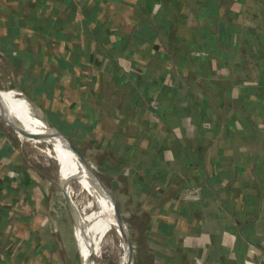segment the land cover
<instances>
[{
	"label": "crops",
	"instance_id": "obj_1",
	"mask_svg": "<svg viewBox=\"0 0 264 264\" xmlns=\"http://www.w3.org/2000/svg\"><path fill=\"white\" fill-rule=\"evenodd\" d=\"M263 36L264 0H0L15 87L83 156L114 150L107 184L137 252L105 196L124 264H264ZM4 146L0 250L13 237L18 257L37 224L21 206L45 202Z\"/></svg>",
	"mask_w": 264,
	"mask_h": 264
},
{
	"label": "rangeland",
	"instance_id": "obj_2",
	"mask_svg": "<svg viewBox=\"0 0 264 264\" xmlns=\"http://www.w3.org/2000/svg\"><path fill=\"white\" fill-rule=\"evenodd\" d=\"M0 89L6 90V89H16L18 90L14 85V76L9 70V68L6 66V62L1 59L0 57ZM4 62V64L2 63ZM7 86V87H6ZM0 104L4 105L10 110H16L18 111L23 117L24 121L28 122L32 125H37L36 120L31 116V114H28L26 112L22 113V111L19 108V104L16 103L15 100H13V97L5 92V94H2L0 97ZM24 105V104H22ZM25 106V105H24ZM43 112V111H42ZM44 114V113H43ZM44 120H47L44 114ZM48 121V120H47ZM58 131H61V127L56 126L55 127ZM0 134L3 135L5 138V148L9 147L12 150L16 151L18 153V156L16 158V162L18 163V168L23 169V174H28L29 172H32L34 174V179L40 182L39 190L37 188V191L44 196V204L38 208V210L31 209V212L26 211L25 207L21 206V212L25 215L30 216V220L33 217H36L37 224L34 226V232H30V238H21L19 240L20 245L23 247V252L20 256H15V251L10 250L13 247V241L14 238L10 236L5 237L4 239V248L9 250L10 253L8 256L11 259V263L13 264H81L80 261V253L77 249V246L75 244L74 238H73V229L75 226V218L76 215L78 216L79 209V197H76L73 200V203H68L66 200V196L62 190L58 188V186L53 181V175H55V170L53 168V161L43 153L44 146L43 145H37L33 146L29 143H26L22 140H17L16 136L11 132L8 128H4L3 125L0 122ZM68 140L77 147L81 148V140H76L74 138H68ZM88 166L94 171V174L98 179H100L105 186H107L110 189V186L107 184V175H103L102 172L98 171V166L96 165V156H93L91 154H85L83 156ZM18 174V173H16ZM20 175V174H19ZM23 175H21L22 177ZM103 179V180H102ZM23 182H30L29 177L25 176V180L23 179ZM31 182L32 181L31 179ZM30 184V183H29ZM29 184H26L28 186ZM44 187V188H43ZM111 190V189H110ZM27 194V192L25 193ZM112 194V193H111ZM113 198V195H112ZM114 199V198H113ZM116 202V201H115ZM138 203L140 201H137L133 199L130 201L131 206H138ZM118 207V210L121 213V208L118 206V203H115ZM124 204V203H123ZM77 205V206H76ZM129 205V206H130ZM125 211V210H124ZM93 213L97 216L94 224H96L97 228L100 227L99 219V212H96L93 210ZM35 215V216H34ZM92 218V216H91ZM122 218L124 223L126 224L127 228V240L129 242V245L131 249L133 250V258L135 260L136 257V249L134 248L133 241L130 237L129 228L127 227V223L125 221V218ZM28 222H25L27 224ZM77 223V222H76ZM98 225V226H97ZM97 228L90 227L91 230L94 232L95 241L100 247V235L99 230ZM29 229V226H26V230ZM75 230V229H74ZM96 234V235H95ZM144 241L146 240V235L140 234ZM13 242V243H12ZM2 246V245H0ZM111 246V249H110ZM145 247H157L158 243H154L153 241L150 243V241L146 242L144 244ZM108 251L105 249L103 252L106 255V262L105 264H118V258L116 256L117 248L113 246L111 243L109 246H106ZM148 249V248H147ZM3 250L1 251V254L3 253ZM110 253L113 255L111 256ZM5 254V253H4ZM109 254V255H108ZM108 256V257H107ZM105 260V259H104ZM121 264H124V260L122 258Z\"/></svg>",
	"mask_w": 264,
	"mask_h": 264
},
{
	"label": "bare ground",
	"instance_id": "obj_3",
	"mask_svg": "<svg viewBox=\"0 0 264 264\" xmlns=\"http://www.w3.org/2000/svg\"><path fill=\"white\" fill-rule=\"evenodd\" d=\"M5 92L9 93L13 97V100L19 104L22 113L31 114L39 126L29 124L24 121L23 117L21 118L22 115L18 111L10 110L0 104V119L9 120L17 124L19 128H14L3 122V120H0L3 127L13 132L17 140H22L33 146L43 145L45 147L43 153L48 159L50 158L53 161L52 166L55 170L53 181L64 192L67 202L73 203V200L79 197V209H77L79 211L78 216L76 215L77 218H75L73 238L80 253L81 264H105L106 255L98 247L99 243L97 245L95 241L94 231L90 229V227L97 228L91 218V214L93 210L100 212L104 202V207L110 217L109 228L111 229L107 241L109 240V244L111 243L119 250L115 222L112 219L114 211L105 199L106 196L111 201L113 207L116 205L111 191L96 177L94 171L90 166H87L88 164L85 160H77L69 151L68 146L66 147L63 140L46 127L43 119L44 114L39 107L29 101L20 90L0 89V97ZM91 185L94 187H91ZM95 187L100 193L97 192ZM99 231L102 232V229ZM102 234L106 237L104 232ZM116 256L118 264H121L122 253L117 252Z\"/></svg>",
	"mask_w": 264,
	"mask_h": 264
},
{
	"label": "trees",
	"instance_id": "obj_4",
	"mask_svg": "<svg viewBox=\"0 0 264 264\" xmlns=\"http://www.w3.org/2000/svg\"><path fill=\"white\" fill-rule=\"evenodd\" d=\"M259 42L264 44V36L259 38ZM237 49V48H236ZM241 48H238V51H240ZM264 49V48H263ZM240 54V53H239ZM242 56H244V52H241ZM264 87V85H263ZM55 126V125H54ZM56 127V126H55ZM58 127H61V133L66 137L69 138V126H67V131H66V127L65 126H61L59 125ZM71 128V127H70ZM76 128V127H75ZM114 150L112 148V146H107V150L105 151V154H101L98 158V160L96 161V165L98 166V171L102 172L103 175H108V173H110V171L112 170V166L109 164V162L111 160L114 159ZM108 178V177H107ZM103 180V179H102ZM94 187V186H93ZM102 209V208H101ZM137 253V252H136ZM137 255V254H136ZM137 258V256L135 257Z\"/></svg>",
	"mask_w": 264,
	"mask_h": 264
},
{
	"label": "water",
	"instance_id": "obj_5",
	"mask_svg": "<svg viewBox=\"0 0 264 264\" xmlns=\"http://www.w3.org/2000/svg\"><path fill=\"white\" fill-rule=\"evenodd\" d=\"M0 120H3V122H5L6 124L14 127V128H19L17 126V124L9 121V120H4V119H0ZM44 123L46 125V127L50 130H52L57 136H59L63 142L66 144V147L68 146V149L69 151L71 152V154L77 159V160H86L84 157H83V154L79 151V149H77V147L75 145H73L69 140L68 138H66L60 131H58L55 126L53 124H51L50 122H48L47 120H44ZM104 184V183H103ZM105 186V185H104ZM107 187V186H106ZM108 188V187H107ZM109 189V188H108ZM110 190V189H109ZM111 191V190H110ZM112 193V192H111ZM113 195V194H112ZM114 198V196H113ZM114 201H115V198H114ZM116 203V202H115ZM116 207V216L118 219H123L122 218V215L120 214V211L118 210V207L117 206H114Z\"/></svg>",
	"mask_w": 264,
	"mask_h": 264
}]
</instances>
